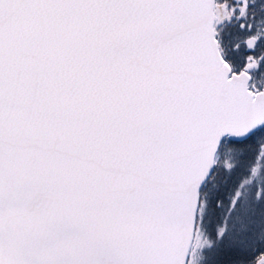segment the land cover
Here are the masks:
<instances>
[{
    "label": "snow or ice",
    "instance_id": "1",
    "mask_svg": "<svg viewBox=\"0 0 264 264\" xmlns=\"http://www.w3.org/2000/svg\"><path fill=\"white\" fill-rule=\"evenodd\" d=\"M0 264H264V0H0Z\"/></svg>",
    "mask_w": 264,
    "mask_h": 264
}]
</instances>
